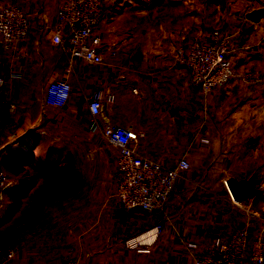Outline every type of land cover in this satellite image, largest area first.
<instances>
[{"label": "crops", "instance_id": "1", "mask_svg": "<svg viewBox=\"0 0 264 264\" xmlns=\"http://www.w3.org/2000/svg\"><path fill=\"white\" fill-rule=\"evenodd\" d=\"M20 1L30 19L29 37L9 49L0 40V75L4 78L0 88V159L1 155L12 158L16 149L27 151L28 146H35L39 135L50 127L56 133L63 129L66 136L82 133L96 140L104 158L100 168L107 173L116 149L107 148L100 133L89 131L86 97L103 96L109 77L117 73L110 103L124 116L137 119L143 134L140 152L166 166L184 156L191 167L165 205L152 212L142 208L125 211L112 194H88L82 212L72 213L70 223L46 240L22 244L9 264H60L70 256V249L78 264H194L192 252L185 248L191 235H199L203 252L218 229L247 227L250 237L264 236V163L255 166L252 155L227 148L231 141L226 138L235 123L247 124L252 119L264 123V84L234 81L204 99L176 54L178 47L208 38L223 16L232 25L233 64L239 70L256 66L264 72V17L259 22L244 20L251 11L264 9V4L259 0H224L219 12L217 0H108L97 34L102 45L118 51L119 61L113 66L87 64L82 59L70 65L67 54L51 42L60 0ZM178 3L179 8L164 17L167 4ZM140 12H146L148 19H139ZM161 13L162 22L151 21L161 19ZM57 79L72 86L70 100L63 107L44 101L46 86ZM253 110L258 115L252 118ZM221 148L227 152L220 153ZM204 172L208 179L198 180ZM253 173L262 192L241 207L220 179ZM195 186L204 189L194 190ZM248 210L258 218L250 220ZM159 225L164 226L162 231L157 229ZM132 238L151 244V254L138 255L129 249L126 242Z\"/></svg>", "mask_w": 264, "mask_h": 264}, {"label": "built area", "instance_id": "2", "mask_svg": "<svg viewBox=\"0 0 264 264\" xmlns=\"http://www.w3.org/2000/svg\"><path fill=\"white\" fill-rule=\"evenodd\" d=\"M107 4L108 0L59 1L51 28V42L67 54L70 65L82 59L87 64L117 66L118 51L102 45L97 34ZM30 29V19L20 0L0 3V40L5 49L21 45L29 37ZM176 54L178 62L188 71L192 85L205 95L214 94L234 81H260L255 70H239L233 64V31L225 22L222 27H214L208 38L178 47ZM118 79L117 73L109 77L104 97H86L90 110L88 128L92 133H100L107 145L116 149L113 162L116 174L114 195L119 206L125 211L142 208L152 212L162 208L170 199L183 173L191 167V162L181 156L175 158L171 166H166L140 152L139 142L143 134L137 119L124 116L110 103ZM3 85L4 78L0 75V88ZM71 91L72 86L68 81L53 80L46 86L44 101L49 106L63 107L69 102ZM134 93L140 97L137 89H134ZM2 102L0 99V104ZM16 183L11 173L0 168V197ZM235 202L241 207L246 204ZM248 216L250 220L258 218L252 210H248ZM157 229L162 231L164 226L159 225ZM218 231L206 252L200 250L199 235H191L186 240L185 248L192 252L194 264H264L263 235L252 238L247 227L235 231ZM126 245L138 255L152 252L151 244H143L136 238L129 239ZM72 253L73 249H70V256L60 264H78ZM15 255L14 250H9L0 264H9Z\"/></svg>", "mask_w": 264, "mask_h": 264}, {"label": "rangeland", "instance_id": "3", "mask_svg": "<svg viewBox=\"0 0 264 264\" xmlns=\"http://www.w3.org/2000/svg\"><path fill=\"white\" fill-rule=\"evenodd\" d=\"M224 3V0H217L219 12L223 10ZM259 4L263 5L264 0H259ZM139 5L142 6L141 2ZM167 7L169 8H166L165 16L161 13V19L154 17L151 21L162 22V17L171 16L173 9L179 8V3L177 6L167 4ZM138 15L142 21L148 19L146 12H140ZM222 17L215 27H222L225 22L232 29L231 22ZM262 65L264 66L261 64V67ZM244 70H255L260 81H238L239 83L255 86L264 84V72L260 67L253 66ZM202 96L206 99L210 95L202 93ZM257 115L258 112L253 110L249 116L253 118ZM45 131L46 133L39 135L38 143L33 146L30 162L23 165L15 162L18 159L15 150L12 158L8 157L9 155H1L0 168L10 172L17 183L7 188L0 197V262L5 259L9 250L16 252L22 249L25 242L33 239L46 240L62 230L64 224L70 223L72 213L82 212V202L88 194L90 197L115 194L116 174L113 164L108 165L107 173L101 170L100 165L104 158L96 140L82 133L72 137L66 136L61 133L63 129L56 133L54 128L46 127ZM226 138L231 141V146L227 148H238L240 155H252L255 158V166L260 167L264 163V123L259 125L254 119L247 124L235 123L227 130ZM104 142L107 144L105 139ZM219 151L222 154L227 152L222 151V148ZM197 178L198 176L195 179ZM202 179H208L207 172L198 180ZM27 184H31L29 189L20 197L18 190ZM220 184L225 188L227 186L222 177ZM258 186L261 188V185ZM195 189L204 188L195 186Z\"/></svg>", "mask_w": 264, "mask_h": 264}, {"label": "water", "instance_id": "4", "mask_svg": "<svg viewBox=\"0 0 264 264\" xmlns=\"http://www.w3.org/2000/svg\"><path fill=\"white\" fill-rule=\"evenodd\" d=\"M264 17V9L253 10L247 14V19L252 22H259ZM230 195L235 201L248 202L262 191L259 185V178L253 173L247 177L238 178L230 175L225 179Z\"/></svg>", "mask_w": 264, "mask_h": 264}, {"label": "trees", "instance_id": "5", "mask_svg": "<svg viewBox=\"0 0 264 264\" xmlns=\"http://www.w3.org/2000/svg\"><path fill=\"white\" fill-rule=\"evenodd\" d=\"M2 148L3 147L0 146V151H2ZM15 151L17 152L16 155H18V159H16L15 162H17L19 164L22 163V165H23V164H26V163L31 161L32 156H33V146H28L27 151H23L21 149H16ZM30 185L31 184H27L24 186L23 189L18 190V195L20 197L23 196L27 192V190L29 189Z\"/></svg>", "mask_w": 264, "mask_h": 264}]
</instances>
